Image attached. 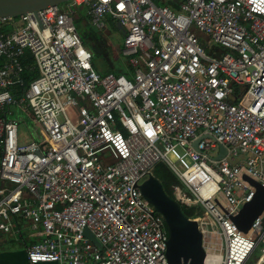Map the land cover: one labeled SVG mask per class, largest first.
Listing matches in <instances>:
<instances>
[{
    "label": "built area",
    "instance_id": "built-area-1",
    "mask_svg": "<svg viewBox=\"0 0 264 264\" xmlns=\"http://www.w3.org/2000/svg\"><path fill=\"white\" fill-rule=\"evenodd\" d=\"M78 8L123 30L130 77L95 69ZM38 17L0 18V235L28 229L29 264H167L139 188L163 164L203 264H264V209L246 233L231 220L255 193L243 177L264 187V0H70Z\"/></svg>",
    "mask_w": 264,
    "mask_h": 264
},
{
    "label": "water",
    "instance_id": "water-1",
    "mask_svg": "<svg viewBox=\"0 0 264 264\" xmlns=\"http://www.w3.org/2000/svg\"><path fill=\"white\" fill-rule=\"evenodd\" d=\"M70 0H0V18H17L26 14H32L39 22L38 13L49 6L62 5ZM197 142L195 143V146ZM221 149V158L225 155L224 148ZM243 179L255 189L254 196L250 202L245 203L238 214L231 217L235 226L246 233L253 221L264 209V187L258 182L244 176ZM146 201L160 214L168 229V240L166 242L167 264H203L205 251L202 246V234L198 230L197 223L186 217L181 207L169 197L159 180L149 176L139 186ZM84 235L98 248L100 244L89 231Z\"/></svg>",
    "mask_w": 264,
    "mask_h": 264
},
{
    "label": "rangeland",
    "instance_id": "rangeland-1",
    "mask_svg": "<svg viewBox=\"0 0 264 264\" xmlns=\"http://www.w3.org/2000/svg\"><path fill=\"white\" fill-rule=\"evenodd\" d=\"M174 2H178V0H175ZM109 18L106 17L104 19L105 21V26L103 29L98 30L96 29L94 26H92L91 24H88V28L85 30V28L83 26L79 25V32L82 35L83 39L88 41L89 44H91V42L93 40H96L98 42H101L103 44H100L99 48L101 49V51L107 52V47L104 46H110V48H112V51H114V56L115 59L113 61L117 62L120 65L121 70L123 71V73L126 72V58L123 57L121 55L120 52V47H121V43L123 40V34H122V29L119 27H115L110 23H108ZM78 26V24H77ZM205 39H202V43L206 46L207 43L204 41ZM210 46V45H209ZM104 49V50H102ZM110 52V56L112 58V53L111 50L109 49ZM109 57L101 55V54H97L94 56L93 58V63L95 65V69L99 72H104L109 70ZM111 61V60H110ZM19 134H20V140L22 139H27L28 135L26 134V129L23 125H21L19 127ZM155 179H159V174L155 173L153 176ZM204 217V220L208 221V217L202 215ZM207 228L211 229V226H207ZM30 240L28 237L24 236V238H19V237H14L13 235H1L0 236V255L6 256L8 255H15L12 256L11 261L14 260V258L17 256L21 257V260L24 256V244L26 241ZM1 258V257H0ZM3 260V259H2ZM17 260V258H16ZM3 263V262H2ZM4 264V263H3ZM6 264H14L12 262H7Z\"/></svg>",
    "mask_w": 264,
    "mask_h": 264
},
{
    "label": "trees",
    "instance_id": "trees-1",
    "mask_svg": "<svg viewBox=\"0 0 264 264\" xmlns=\"http://www.w3.org/2000/svg\"><path fill=\"white\" fill-rule=\"evenodd\" d=\"M157 4L159 5H166V6H169V7H172L174 8L176 6V2L174 1H169V0H155ZM88 17L87 15L85 14V11H84V8H78L75 10L74 12V24L77 28V31L80 35V38L82 39V42L84 44V46L90 50L92 52V55H93V58L95 55L97 54H101L103 55V51H101V49L99 48L100 44H102L101 42H98L96 40H93L91 42V44L88 43V41L84 40L82 35L80 34L79 32V25L81 26L82 22L86 25V23L88 22ZM78 24V26H77ZM88 28V25L85 26V30ZM102 47H103V44H102ZM107 54V57H108V53ZM27 60L30 64H32V59L29 58V55L27 54ZM111 59H109V63L110 65L112 64V60L110 61ZM93 63V61H92ZM93 66L95 67L94 63H93ZM114 67V66H113ZM110 69L108 71V73H114L116 75H120V74H124L126 75L127 77H130L131 76V70H130V67L128 64H126V72L123 73L121 72L122 70H117L116 68H113ZM102 74H106V73H102ZM37 75V72L35 69H32L30 71H27L25 73V80L26 81H31L35 78V76ZM157 173L159 174V178H160V182L162 184V187L165 191V193L170 197V189L173 185H175L177 183L175 177L168 171V169L163 165V164H158L154 170V174ZM182 209V212L183 214L188 217V218H191L192 215L194 214L193 213V210L194 208H191V209H188V208H185V207H181Z\"/></svg>",
    "mask_w": 264,
    "mask_h": 264
},
{
    "label": "crops",
    "instance_id": "crops-1",
    "mask_svg": "<svg viewBox=\"0 0 264 264\" xmlns=\"http://www.w3.org/2000/svg\"><path fill=\"white\" fill-rule=\"evenodd\" d=\"M169 1H174V0H169ZM88 20V19H87ZM108 21V23H110L111 22V24L113 25V26H117L118 28H119V26L116 24V23H114L111 19H108L107 20ZM89 24V21L86 23V25H88ZM83 22H82V24H81V26H83L84 28H85V26H86ZM77 29V28H76ZM122 31V34H124L123 33V30H121ZM124 36V35H123ZM123 41V40H122ZM121 46H122V43H121ZM104 47H107V52H104L103 54H104V56H107V54L106 53H108V57L112 60H114L115 59V56L113 55L114 54V51H112V48H110V46H104ZM109 49L111 50V53H112V58H111V56H110V52H109ZM102 50H104V49H102ZM120 52H121V47H120ZM112 60V64L110 65V63H109V61H108V63H109V70L110 69H112V67L113 68H116L117 70H121V68H120V65L117 63V62H115V61H113ZM109 70H107V71H104V72H100L99 71V73H108V71ZM121 72H123V71H121ZM27 234H28V229H24L23 231H22V233L21 234H10V235H13L15 238L16 237H19V238H21V240H22V238H24V236H26V237H28L27 236ZM1 236V235H0ZM29 238V237H28ZM30 240H28V241H26L25 242V244H24V256H23V258H22V260H21V257H19V256H17L16 255V257L14 258V260L13 261H11V258H12V256H15V255H6V256H3V255H0V264H6L7 262H12V263H14V264H29L28 263V261H27V258H26V252H25V250H26V246L29 244V243H31L32 241H33V239H31V238H29ZM16 258H17V260H16ZM3 259V260H2ZM3 262V263H2Z\"/></svg>",
    "mask_w": 264,
    "mask_h": 264
}]
</instances>
